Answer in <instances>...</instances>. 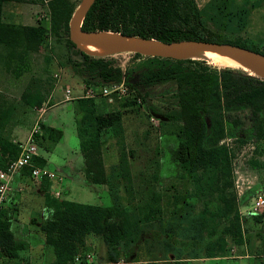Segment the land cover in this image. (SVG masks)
<instances>
[{
  "label": "rangeland",
  "instance_id": "1",
  "mask_svg": "<svg viewBox=\"0 0 264 264\" xmlns=\"http://www.w3.org/2000/svg\"><path fill=\"white\" fill-rule=\"evenodd\" d=\"M73 1L77 5L79 0ZM245 2L248 0H194L202 23L199 33L212 41L239 42L258 50L263 49L264 44L249 38L248 34H243L242 12ZM1 20L14 25L39 22L47 30L48 7L45 2L40 1H6L2 6ZM66 54L65 34L62 32L47 31L35 49L18 43L0 42V144L10 143L17 147L35 125L39 126L43 120L51 121L64 129V136L53 145L50 153H45L47 163L53 168L72 157L74 149L78 152V140L72 129L73 115L80 95L89 84L73 70ZM174 56L204 59L209 64L225 67L209 62L200 52L179 53ZM103 57L113 66H118L133 76L131 81L134 85L131 87L141 98L140 103H127L125 101L128 99L123 98L108 101L103 95L91 97L97 111H122V129L118 130L117 135L112 129L107 134L102 133L101 153H107V164L113 159L110 154L124 156V159L120 160L121 168L131 171L128 175L123 174L124 188L121 199L128 203V212L134 217V230L138 235L135 246L139 249V257L143 260L156 256L167 258L183 254L184 250H188V253L203 254L208 237L203 235L205 232L199 230L200 210L205 204L209 210H215L218 204L224 203L222 200L218 202L215 191L206 189L204 194L198 192L190 175L176 160L175 133L179 121H167L153 114L177 110L175 83L172 80L139 82L136 79V75L143 70L171 64L170 58L173 56L114 51ZM238 67L254 74L245 66ZM66 86L71 89L70 99H64L63 88ZM37 98L42 101L36 103ZM54 103L56 104L47 111L50 104ZM247 113L239 111L234 114L244 121L245 127L248 124ZM42 115L43 119L40 121ZM150 115L157 121L152 122ZM222 142L228 148L230 156L231 185L227 188L228 196H233L231 202L236 206H247L239 214L241 229L247 243L251 244L254 260L260 263L259 254L264 250V223L254 221L252 215L264 213V206L254 212L250 204L257 186H261L264 191V139L255 140L254 137H249L239 141L236 135L227 133ZM47 144L48 141H36L37 152L48 147ZM16 179L17 184L11 185L1 208L7 213L12 212L13 215L18 211L26 216L27 210L33 207L34 213L39 203L37 185L41 180L48 179L43 177L35 180L25 174L17 175ZM95 186L97 185L86 189L88 196L95 197ZM50 187H59L62 196L71 197L67 196L63 183L59 185L52 182ZM146 191L158 194L157 201L163 205L162 210L155 211L147 220L142 216L146 212L144 201L152 196ZM211 217L210 226L214 231L212 238H217L218 231L228 221V215L220 213ZM114 219L118 220L117 217ZM12 228L17 246L38 241V231L35 227H30L28 233L29 230L13 221ZM228 252L237 253L239 250L235 247ZM19 259L28 262L39 261L37 257L33 258V255L16 260ZM98 261L99 257L92 258V262ZM41 263L50 261L46 262L43 258ZM159 263L163 264L165 260H159Z\"/></svg>",
  "mask_w": 264,
  "mask_h": 264
},
{
  "label": "trees",
  "instance_id": "2",
  "mask_svg": "<svg viewBox=\"0 0 264 264\" xmlns=\"http://www.w3.org/2000/svg\"><path fill=\"white\" fill-rule=\"evenodd\" d=\"M6 1L22 0H0V42H13L35 49L47 31L62 32L65 34L67 60L85 81L110 84L123 80L130 87L134 85L130 73L113 66L103 56L84 52L69 38L68 20L76 6L73 0H31L46 3L49 14L47 30L39 22L18 25L3 22L1 10ZM80 27L83 30H112L132 35L127 36L131 38L141 37L162 42L179 39L212 41L199 33L202 23L194 0H93L85 11ZM228 42L245 46L239 42ZM245 47L264 54V46L261 50ZM170 59L171 64L143 70L136 75V79L139 82L172 80L176 85L178 108L176 111L162 113L167 121H179L175 133L177 143L174 156L190 175L198 192L204 194L206 189L215 191L218 202L222 200L224 203L218 204L215 210H209L205 204L199 213V230L208 237L204 254L211 256L223 250L225 236L234 243H241L243 239L237 206L231 202L233 196H228L227 190L231 185L229 150L221 139L227 133L236 135L239 141L249 137L264 139V79L243 68L219 67L204 59ZM35 101L40 103L42 99L37 98ZM125 102L133 103V100ZM239 111L248 112L246 127L244 121L234 115ZM74 112L85 171L90 181L103 182L105 174L101 159V132L107 127L119 130L122 111L98 112L91 97H80ZM39 127L40 133L35 134V141L53 144L61 137L62 130L58 127L44 122ZM18 149L19 146L10 143L0 144V166L4 167L14 158ZM32 162L44 165L45 159L37 154ZM29 171L30 167L24 166L19 172L29 175ZM39 185L42 205L38 228L44 244L52 252L49 264L71 262L77 252H83L87 232L99 236L105 244L107 261L100 264H120L117 263L119 257L132 259V247L138 235L134 230L135 221L131 213L124 211L122 214L123 209L114 204L98 205L56 197L51 193L46 179L41 180ZM220 213L227 214L228 221L218 231L217 238H212L214 231L210 226L211 216ZM153 215L154 210H148L143 217L148 219ZM252 218L264 223L263 212L253 214ZM13 221L12 212L7 213L0 207V263H18L19 246L15 242ZM146 264L161 263L152 258ZM163 264H186V261L183 257L173 256Z\"/></svg>",
  "mask_w": 264,
  "mask_h": 264
},
{
  "label": "crops",
  "instance_id": "3",
  "mask_svg": "<svg viewBox=\"0 0 264 264\" xmlns=\"http://www.w3.org/2000/svg\"><path fill=\"white\" fill-rule=\"evenodd\" d=\"M246 1V0H244ZM243 17V34L246 36L248 34L249 38L257 39L261 44H264V0H248V2H245V6L243 8L242 12ZM29 24H35L34 22H30ZM250 34V35H249ZM54 104H50V106L47 108L50 109ZM46 111V112H47ZM75 111V109H74ZM107 110H101L98 112H104ZM75 113V112H74ZM122 118V115H121ZM43 119V115L40 118V121ZM150 119L152 122H156L157 119L150 115ZM45 124L58 127L62 130L61 137L59 140L64 136V129L62 126L54 125L51 123V121H45L43 120ZM42 122V121H41ZM73 133H75L77 140H78V152L74 149V155L64 161L62 165H59L56 168L51 167L47 162L48 159L45 157V153H50L52 150L53 145L55 143L47 144L48 147H44L38 154H40L45 159L44 166L50 169L54 173L53 178H47L49 181V189L52 194H55L57 192L56 197H62L66 199H71L79 202H85V203H92V204H98V205H110L114 204L119 209H123L121 213L123 214L124 211H129L128 203L123 201L121 199L122 194V188L123 182L122 177L124 175H128L131 173L130 169L127 168V171H124L125 169L121 168V159H124V156L120 154H110L111 157L114 159L115 162L112 163H105V157L107 156L106 152L101 153V159L105 174V181L100 183H95L89 180V175L86 173L84 168V162H83V155L79 148V138L76 132V121L75 117L73 115ZM122 127H120L119 130H121ZM111 128L107 127L104 130H102V133L107 134V132H110ZM118 130H115L114 133H118ZM111 136V135H110ZM101 142H102V136H101ZM58 140V141H59ZM57 141V142H58ZM43 151V152H42ZM44 153V154H43ZM127 157V156H126ZM133 160V159H132ZM150 169V168H149ZM20 172H17L12 180V184H17V175H19ZM22 175V174H20ZM65 180V182H63ZM57 182L59 185L62 183L64 184L65 192L67 193V196H71L69 198L64 197L61 195L62 191L59 187L57 188H51V183ZM97 185L94 188L95 197L94 196H88L86 189L93 185ZM38 190V196H39V203L38 208L35 209L34 213L33 207H30L29 210L26 212V216L24 213H20L17 211L16 214L13 215V219L15 223H18L22 228L29 230L30 227H35L38 231V241L36 243H31L28 245H23L17 248V258L19 257H29V255H33V258L37 257L38 262H32L34 264H45L41 263V260L44 258L46 262H49L52 260V252L49 247H47L43 242V235L40 232L38 228V222L40 220L41 216V205H42V192H40V185H37ZM147 194L151 197V199H146L144 201L146 205V212L142 214V216H145L147 214L148 210H154L159 211L162 210L163 205L157 201V198L159 197L158 194H154L152 192L146 191ZM90 198V199H89ZM86 200H92V201H86ZM179 205V204H178ZM183 205V204H182ZM245 204H239L237 206L238 213H242L245 209ZM176 206V204H175ZM29 207V206H28ZM180 207V206H179ZM32 208V209H31ZM203 208V207H202ZM201 208V209H202ZM133 217V216H132ZM145 218V217H144ZM147 220V219H146ZM13 225V224H12ZM30 233V230L29 232ZM207 236L206 234H203ZM242 242L241 243H234L230 242L229 238H224L226 243L224 244V248L222 251L215 253L211 256H206L203 254H195V253H188V250H184L182 253L177 256L183 257L186 261V264H257L259 262L254 260L255 255L252 254L251 251V244L247 243L246 238L244 237V233L242 230ZM207 239V237H206ZM17 239L15 238V242ZM134 243L132 247V254L133 256L131 258L142 259L139 257V249L135 246ZM84 251H90L92 252L93 257H99V261L96 263H105L107 261V253H106V247L105 244L102 242L99 236L87 232L84 237ZM237 247L239 252L232 253L228 252L229 249L234 250V248ZM261 254V253H260ZM260 263L264 264V250L262 251V254L260 255ZM92 257V258H93ZM40 258V259H39ZM170 257H164V256H156L153 257V259L156 260H166ZM144 260H150V259H144ZM19 261H23V259H19ZM26 261V260H25Z\"/></svg>",
  "mask_w": 264,
  "mask_h": 264
},
{
  "label": "built area",
  "instance_id": "4",
  "mask_svg": "<svg viewBox=\"0 0 264 264\" xmlns=\"http://www.w3.org/2000/svg\"><path fill=\"white\" fill-rule=\"evenodd\" d=\"M70 91L69 87L63 88L64 99H70ZM95 95H103L106 100L113 101L115 99L123 98V99H131L136 102H141L140 96L134 91L133 87H130L123 80L110 83V84H92L89 83L84 88L83 94L81 97H94ZM40 133V127L35 125L27 138L19 143V149L14 158H12L4 167H0V207L5 202L8 191L12 185V180L14 175L21 170L24 166L30 167L29 176L35 180L41 178H53L54 173L45 167L44 165H37L32 162V158L38 154L37 145L35 141V134ZM222 142V139H221ZM57 195V192L53 194ZM264 206V191L261 186H258L254 195L252 196L250 208L257 212L259 208ZM92 252L83 251L77 252L73 256V260L71 262H67L64 264H100L92 262ZM264 258V254H263ZM117 263H125V264H146L147 261L143 259L137 260H125L123 257H119L117 259ZM0 264H7L1 262ZM17 264H34L28 261H19ZM49 264V263H45Z\"/></svg>",
  "mask_w": 264,
  "mask_h": 264
},
{
  "label": "water",
  "instance_id": "5",
  "mask_svg": "<svg viewBox=\"0 0 264 264\" xmlns=\"http://www.w3.org/2000/svg\"><path fill=\"white\" fill-rule=\"evenodd\" d=\"M93 0H79L75 8L73 9L68 20V36L72 41L81 40H101L110 45L114 51H133L146 55L155 56H173L179 53H193L200 52L204 49H218L230 53L232 55L245 54L254 58H257L264 62V54L253 50L251 48L229 43V42H217L202 39H179L172 41H158L156 39H144L143 40H155L156 43L152 45H144L141 43H134L124 40L122 36H132L122 34L112 30L100 29V30H83L80 27L81 20L85 14V11L92 3ZM116 33L119 36H116ZM76 44V43H75ZM77 45V44H76ZM85 52V51H84ZM185 57V56H180ZM245 67L252 71L255 75L264 79V66H258L248 60L245 61ZM155 117L160 119H166L165 116L158 113H153Z\"/></svg>",
  "mask_w": 264,
  "mask_h": 264
},
{
  "label": "bare ground",
  "instance_id": "6",
  "mask_svg": "<svg viewBox=\"0 0 264 264\" xmlns=\"http://www.w3.org/2000/svg\"><path fill=\"white\" fill-rule=\"evenodd\" d=\"M116 36H119V34L116 33ZM122 38L130 42L141 43L144 45H152L156 43V41H148L140 38H131L127 36H122ZM75 43L80 49L93 56H103L114 52V49L110 45L106 44L101 40H76ZM200 54L205 57L209 62L218 65L244 67L245 61L248 60L258 66H264L263 61L245 54L232 55L230 53L218 49H204L200 51Z\"/></svg>",
  "mask_w": 264,
  "mask_h": 264
}]
</instances>
